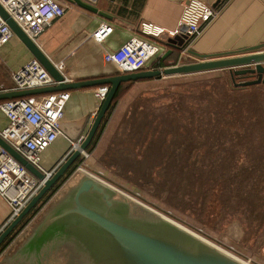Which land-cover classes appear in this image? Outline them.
Returning <instances> with one entry per match:
<instances>
[{"label": "crops", "instance_id": "crops-1", "mask_svg": "<svg viewBox=\"0 0 264 264\" xmlns=\"http://www.w3.org/2000/svg\"><path fill=\"white\" fill-rule=\"evenodd\" d=\"M63 1L69 4L65 15L55 19L36 42L56 65L61 66L60 70L69 81L120 74L111 53L140 33L141 22L149 21L168 30L174 29L182 11L179 0L93 1L94 6L107 14L104 16L68 0ZM203 1L221 8V13L196 40L189 42L188 50L219 57L264 42V0ZM104 23L113 26V30L99 42L93 34ZM152 39L161 46V51L151 60V65L160 59L167 60L166 66L173 65L176 57L178 62L197 60L192 53L168 46L166 32ZM171 49L172 52L163 58ZM32 58L33 54L17 36L11 39L0 48V84L12 85V72ZM158 81L142 80L132 86L145 87ZM98 87L67 90L70 99L65 108L67 117L62 126L63 134L43 154L42 165L46 170L59 166L74 143L86 138L104 100ZM6 125L7 118L0 112V128ZM98 145L91 159L94 153L97 155ZM93 172L101 171L93 169ZM78 179L77 175L69 176L0 254V264H75L74 214L68 211L73 204L63 200Z\"/></svg>", "mask_w": 264, "mask_h": 264}, {"label": "water", "instance_id": "water-1", "mask_svg": "<svg viewBox=\"0 0 264 264\" xmlns=\"http://www.w3.org/2000/svg\"><path fill=\"white\" fill-rule=\"evenodd\" d=\"M68 1L94 13L107 15L93 5L92 2L95 0ZM0 14L55 80V83L49 86L2 92L0 101L40 93L110 86L86 138L51 175L39 170L0 137V145L25 165L34 176L44 181L40 191L0 233V245L77 162L82 150H87L92 144L122 82L217 70H228L238 78L256 77L242 83L235 82L238 85H254L264 80V42L217 57L188 50L189 38L181 32L169 37L166 44L180 52L194 54L197 60L178 62L162 69H143L101 78L69 81L38 43L8 14L1 3ZM171 52L172 49L163 58ZM63 201L73 204L68 211L74 214L75 264H247L164 214L143 203L134 202L130 197L120 196L117 188L91 174L80 176Z\"/></svg>", "mask_w": 264, "mask_h": 264}, {"label": "rangeland", "instance_id": "rangeland-1", "mask_svg": "<svg viewBox=\"0 0 264 264\" xmlns=\"http://www.w3.org/2000/svg\"><path fill=\"white\" fill-rule=\"evenodd\" d=\"M212 77H209L211 83L215 82ZM248 79L237 78L236 82L242 83ZM216 81V88L220 92H226L227 86L231 84L226 76ZM189 87L185 78L159 81L154 89L149 90L155 92L157 98L137 109L132 92L124 95L119 109L111 116L98 141L97 155L94 153V160L88 159L85 168L117 188L120 196L130 197L132 201L164 214L247 264H264V223L251 222L236 210L235 205L223 206V199L229 198L231 194L228 187H224L226 183L223 180L213 186L215 195L208 204H203L191 193L180 189L181 183L200 181L203 182L202 189H206L212 181L207 179L210 172H222L207 168L206 165L213 162L214 156L200 147L195 153L198 156L197 164L187 168L170 164L167 172H164L162 163L166 159L167 143L172 136L179 135L176 130L185 127V120L189 116L188 106L191 100H195L189 94ZM246 90L264 93V80ZM178 93H183V96L179 97ZM236 94L240 97L242 92ZM176 100L177 103H174ZM209 103L221 105L225 99L221 95H214ZM246 108L244 113H249V110L253 113L255 104L250 102ZM153 132V142L147 150ZM148 134V138H144ZM165 138L167 142H164ZM110 145L114 146V151L110 155L103 154V150ZM255 145V142L248 143L247 152ZM256 154L257 150L253 151V155ZM243 158L241 155L240 161ZM93 169L101 172H93ZM81 175L77 174L79 177ZM199 188L195 187L196 190ZM0 210L6 212V207Z\"/></svg>", "mask_w": 264, "mask_h": 264}, {"label": "built area", "instance_id": "built-area-1", "mask_svg": "<svg viewBox=\"0 0 264 264\" xmlns=\"http://www.w3.org/2000/svg\"><path fill=\"white\" fill-rule=\"evenodd\" d=\"M179 1L182 11L176 28L168 30L158 24L143 21L140 25V33L133 35L111 53L121 73L164 68L151 65V60L161 51V46L152 37H158L165 32L172 37L184 32L189 42H192L221 13V8L203 0ZM0 3L35 41L55 19L65 15L69 6L63 0H0ZM112 30L113 26L104 23L97 28L93 36L97 41L102 42ZM13 37H15L14 31L0 14V48ZM58 68L60 69L61 66ZM11 78L12 85L0 84V93L44 87L55 83L50 73L35 57L12 72ZM98 88L104 99L110 86L103 85ZM69 99V91H60L0 101V112L7 118V125L0 128V137L47 175H51L58 166L50 171L46 170L42 165V157L63 134L62 126L67 117L65 108ZM84 139L75 142L68 155L78 148ZM91 153L82 150L81 161L72 173L74 176L82 173V175L91 174L98 177L85 168ZM43 185V180L34 176L25 165L0 145V209L6 207V212L0 210V233L21 213Z\"/></svg>", "mask_w": 264, "mask_h": 264}, {"label": "trees", "instance_id": "trees-1", "mask_svg": "<svg viewBox=\"0 0 264 264\" xmlns=\"http://www.w3.org/2000/svg\"><path fill=\"white\" fill-rule=\"evenodd\" d=\"M175 62H178V57H176ZM166 63L167 60L160 59L154 65L165 67ZM212 75L214 76L212 78L215 79L213 83L209 82V77ZM225 76L230 79L231 84L227 86L226 92H220L216 88L218 83L216 79ZM162 78L152 79L162 81ZM181 78H185L191 86L189 87L191 90L189 94L194 96L195 100H191L188 106L189 116L185 120V127L182 130H176L179 135L172 136L169 141L167 138L164 140V142L168 141L165 150L166 164L165 162L162 163L164 172H167L170 164L180 168L197 164L198 156H195V153L198 152L200 147L205 148L206 153L214 156L213 162L206 165L207 168L214 171L221 170L222 172H210L211 175L207 179L212 181L209 182L206 189H202V181L200 183H181L180 189L191 193L195 196V199L201 200L203 204L206 202L208 204L210 198L215 195L213 186L223 180L226 183L224 187H228L231 192L229 198L223 199V206L235 205L236 210L244 214L251 222L264 223V93H251L246 90L251 86L255 87L256 84H236L234 80L238 77L232 75L228 70L171 76L166 79ZM135 82L137 81H127L120 84L92 144L87 149L88 151L93 152L96 148L110 117L118 103L122 102L124 95L132 92L131 95L136 102L135 109L142 104H148L153 98H157L155 92H149V90L154 89L155 85L134 87L132 85ZM194 85L197 86L193 87ZM205 89L207 91H203ZM237 92H242L240 97H237ZM178 95L182 97L183 93H178ZM214 95H221L225 99V103L221 105L210 104L209 101L214 98ZM250 102L255 104V111L252 113L249 110V113H244ZM174 103H177V100ZM153 134L155 133L153 132L151 135ZM148 136L149 134L144 138H148ZM153 137L154 135L146 148L147 150L151 147ZM250 142H255L256 145L247 152L248 143ZM255 150H257V154L253 155ZM112 151H114V146L110 145L104 150L103 154L108 153L110 155ZM92 155L93 153L91 157ZM241 155L244 157L242 161H240ZM80 161L81 156L5 239L0 245V254L74 172ZM240 162L243 163L238 165ZM195 187L200 188L196 190Z\"/></svg>", "mask_w": 264, "mask_h": 264}, {"label": "bare ground", "instance_id": "bare-ground-1", "mask_svg": "<svg viewBox=\"0 0 264 264\" xmlns=\"http://www.w3.org/2000/svg\"><path fill=\"white\" fill-rule=\"evenodd\" d=\"M230 254V253H229ZM231 255V254H230ZM231 256H233V255H231ZM234 258H236L235 256H233ZM237 259H239V258H237Z\"/></svg>", "mask_w": 264, "mask_h": 264}]
</instances>
